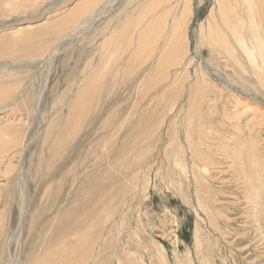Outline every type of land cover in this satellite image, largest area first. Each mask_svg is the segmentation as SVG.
Here are the masks:
<instances>
[{
	"label": "bare ground",
	"instance_id": "obj_1",
	"mask_svg": "<svg viewBox=\"0 0 264 264\" xmlns=\"http://www.w3.org/2000/svg\"><path fill=\"white\" fill-rule=\"evenodd\" d=\"M22 1L24 3H26V5H23V2H21L20 0H0V16L3 15L6 18V20L3 22L4 24H9V22L12 21L11 17L13 16V14L16 15V14L23 13L22 9H25L27 12L36 11L37 9L41 10L42 11L41 16H46L44 18H45V20L48 21V23H43V24H39V25H31V23H22L24 21V19H23L20 21H16L15 22L16 24L13 26H11V25L0 26V57L3 55H9L12 58L13 57L14 58H22V57H27L30 54H35L34 51H36L38 53H42V54L44 53V55H45L46 50L49 51L48 48L50 47V45H49L50 39L48 38V36L51 35V36H55L57 38L59 37L58 39H61L60 38L61 34H65V32L68 31L67 29L73 25H75V28H74L75 31H70V33H69V35H71L70 37H73L74 35H76L75 34L76 32L80 33L82 29H85L91 25L92 26L95 25L97 28L102 23L103 20L106 21L107 15L110 14L111 11L113 12V9H116L117 6L121 7V5L123 3L127 2V0H50L49 2L47 0H22ZM143 1L145 3H143ZM193 1L194 0H151V1H149V0H133L129 5H134V4L137 5V2L138 3L142 2L144 4L141 11L138 10V12L140 11L139 13L136 11L139 15L135 16L134 17L135 19L133 18V16L130 18L126 15L124 17L123 14H120V16L121 15L122 16L120 18H118V20H116L115 22L113 21L114 19L111 20L112 17L110 18V20L113 21L114 23H112V26L109 25V28H108L109 31L107 29H104V32H103L102 31L103 29L100 27L102 29L101 31L103 33L106 32L104 35L102 34L103 35L102 37L100 34L101 39L97 43H95V45H94V53L100 55L99 58L97 56V58L99 59L97 61H99L100 63L98 62L99 65L95 64L94 61H95L96 57L95 58L92 57V59H93L92 62H90V63L87 62L88 64L86 63L87 65H85V66L87 68L86 71L88 73L84 71L86 73V75L84 74L85 76L83 77V80H81L76 94L75 93L73 94V96L74 95L75 96L71 98V102L69 101L70 102V105L68 107L69 108L68 109L69 115H68V117H66L67 119L65 121L66 122L65 125L63 124V126H65L66 129H64L62 132V135H63V137H65V139H63V141H62V139H61V141L56 140L54 142V145L52 146V148H53L52 152L56 153L58 150H60L62 148L61 147L62 144L66 145L68 140H69L68 141V143H69L70 141H73V139L79 138V143L82 144V142H81L82 139H80L79 136L81 134H83V132L86 129L87 124H90V126H92V129H94L93 128L94 125L96 127V125L99 121L97 119V116H100L99 115L100 113L98 112L99 114H97V111L98 110L100 111V109L103 110V107L105 106L104 103L107 101V100H104L102 98V95H101V93L104 91V88L107 89L106 86L104 87V84L106 82L105 79H106L107 75L109 76V74L111 73V75L113 76V74L120 73L122 71L121 72L122 74L120 77H122L124 80H127V81L128 80L133 81V80H135L137 74H139V72H142V76L138 77V79H137L138 82L137 83L135 82L137 84V87H138V91H137L138 94L137 95L139 96V98L136 99V101L133 102L130 105V107L128 105L127 109H125V107H126L125 106L124 111L122 109H121L122 111L120 109H119L120 110L119 111L116 109V107H115V109L112 108L108 117L105 119V122L102 123L103 124L102 128L99 127L97 129V127H96L97 130L94 132L95 133L94 135H96V139H95L96 143L94 141H92L93 143H91V146H93V147L97 146L98 147V144H102L104 142H106V144L105 143L104 144H105V146H107L109 143H112V141H113V148H114L117 145V143H118L117 141L119 140V138L123 137L124 142L121 143L120 148L118 147L119 150L116 153V154L121 155L120 158L117 159V162L119 164L121 162L127 161L128 158L130 160L127 161L128 163L125 164L124 167L122 165H120L122 167V169H121V167L118 168V169H121L119 175H121V178H124L128 175L127 179H129V181H130L129 185L133 186L132 190H135L137 185H135V182H134L135 186L131 185V184L137 178L136 177L137 175H135L137 171L132 173V175H130V176L128 174L129 173L128 170L131 169L130 166H131L132 158L134 155V154H131V152H133V153L135 152L133 150L134 149L133 146L136 144L141 145L142 143H144V140L146 141L149 139L151 141H155V143H154V146H155L157 142L161 143L164 139H167V137H170V138H168V142L164 143L165 149H163V150L161 149L162 144L159 146L156 145L157 151H159V149H160L161 153L157 152L156 155L154 153L156 158H153V159H155V160H157V158L159 159L160 154H162L163 156H164V154L167 155L168 152H166L165 150H167L169 145L172 147V149H173L172 151L169 148V151H171V152H169V155H170L169 157L173 158L172 160H174V165H175V167L178 168V170L180 168H181V170L184 168L182 171L183 173H181V174H183L184 176H186L187 174L191 175L190 178L193 179V181H191V183L193 182L192 185L194 184V187L196 190L197 203L199 205H201L200 208L203 207V208H206L208 210V212L210 213V217L212 219L211 222L213 223V227H215L217 229V228H220V226H218L219 221H221V219L223 217H226V216L224 215V213H222L224 211H221V209L217 210L215 208L216 209L215 210L213 208L214 206L211 207V205L217 204V199L220 200L219 197L222 195V193H221V195H218L217 190H215L216 188L214 189L212 187V185L209 184L210 179H212V178L214 179L215 176L219 177L218 181L221 180V178H224V179L226 178L227 180L225 181V183L222 182L223 187H221V188H224V186H226L225 188H227L228 190L229 189L233 190V188L236 189L237 193L240 194L242 196V198L245 200V206H246L245 211L246 212H249L248 211L249 209H251L252 212H256L255 210H256L257 204H259V199H261V196L264 193V155H263V157L261 156L262 155L261 148L264 149L263 148L264 145L262 144L263 146H260L259 143L256 142V140H259L260 134H262L261 132L264 129V112L261 110V108H258V107L244 106L243 102L238 97V95L236 96L235 92L227 93V95L229 97H226L225 89L215 85L216 83L213 82L214 79L211 77V74L208 72V70L211 69L209 61L203 60L201 58V56H199V54L194 52L195 50L193 47L190 48L191 47V44H190L191 41L189 39V36H190L189 33H191V27L190 26H192L193 19H195L194 13L192 12ZM44 2L45 3L47 2V3L41 9L40 7L43 5ZM128 3H129V1H128ZM139 6H141V4ZM180 6H183V9H181V10L178 9L180 14L177 17H175V12L177 11L176 9L180 8ZM56 7H58V9H55V11H52ZM134 8L135 7H133V9ZM128 10H129V8H128ZM128 10H127V12H128ZM127 12H125V14H127ZM49 14H50V16H47ZM115 16H117V15H115ZM172 16H174V19L172 20V25L170 23L171 28H169L168 24L171 21L168 19ZM115 19H116V17H115ZM53 20L54 21L56 20V21L52 22ZM13 21H15V20H13ZM106 22H108V21H106ZM62 23H65L64 26H59ZM66 26H68V27L65 28ZM203 26H202V28H205V29L201 30V35H200L201 37L199 39L202 38V43L205 44L206 47H209V49H210V63L213 62L212 64L216 65L217 63L220 62L221 64H223V66L225 65V67H227V68H228V66H231L235 70L240 69V71L237 70L239 73H242L241 71H244L246 69L250 70L251 71L250 75H252L255 79L254 83L257 84L259 88L264 89V0H212V8H211V11H210V14L208 17V21L206 23V26L205 27H203ZM57 28H58V30H57ZM36 30H39V31H36ZM166 33H168L167 37H166V35H167ZM66 36H65V38L61 36L62 39L64 38V41L61 39L62 42L58 43V45L54 48L55 49L54 52H53V50L52 51L50 50L52 53L49 55L48 59L43 58V60H37V59H32L30 61L27 60L28 64L25 63V66L36 65V64L40 65V63H43L46 65V63H49V61L51 63L53 57L55 56L57 51L60 49V46L65 47L63 45H67L66 41H68V39H67L68 36L67 37ZM55 37H54V39H55ZM85 38H86V36H85ZM71 39L72 38H70V40ZM82 39H84V38H82ZM159 47H161L160 51H158ZM123 59H125L126 61L123 62ZM90 61H91V59H90ZM194 62H197L198 66L196 67L195 73L192 74L189 72V67ZM121 64H122V66H120ZM85 66H83V67H85ZM217 66H219V65H217ZM115 69H117V70L115 72H112ZM171 69H174L173 73H172ZM81 70H83V69H81ZM225 70L227 71V69H225ZM229 71H231V70H229ZM131 74H132V76H131ZM118 76H119L118 74L114 75L113 76L114 79H112V81L113 80L117 81ZM171 76H173V77H171ZM243 76H245V75H242L240 77V83H241V80H243L242 79ZM234 77H236V76H234ZM236 78H235V80H236ZM247 78H245V79L247 80ZM230 79L232 80V78H230ZM137 80H135V81H137ZM115 82H114V84H115ZM235 82L239 83V80L235 81ZM244 82L246 83L247 81H244ZM236 83H234V84H236ZM110 84H111V81H110ZM110 86H112V85H110ZM208 88H210L209 91L207 90ZM113 91L114 90H112V89H111V91H109L108 97L113 94ZM151 91H155L152 96L150 95V94H152ZM9 94H11V90H7V88H5V87H0V105L6 103ZM209 94H212L214 96H211ZM148 96H151V99H147L148 101H146L145 99ZM210 96H211V99H210ZM232 97L234 98V101H235V103L233 102V104H234L233 106H231L232 104L230 103L232 101ZM109 98L111 100V99H113V96H112V98L111 97H109ZM144 100L146 101L144 103V105L145 104L146 105H145L144 109H142L140 106L141 105L140 102H142ZM21 102H23V101H21ZM125 102H126V100H125ZM35 103H36V111H37V107H38L39 103H41V92H37L35 94ZM13 104H15V106H16L15 102H13ZM241 104H243V105H241ZM201 106H207V108L204 109ZM243 107H245V109L242 111L241 109ZM15 108L16 107L12 108L13 109L11 111L12 114L15 111H18V109H15ZM106 108H108V107H106ZM228 108H230V109H228ZM37 113H38V111H37ZM123 113L128 114V117H125L124 115L122 116ZM137 113H138V115L136 116ZM248 113L252 114L250 116V118L247 116ZM181 115H182V117L179 118ZM170 116H173V118L176 117V119L179 118L178 121H180V122H178L176 124L177 121L174 120L173 118H171ZM244 116H247L246 121L242 120V118ZM169 117L171 118V120H169L170 119ZM127 123H128L127 128L123 129L124 127H126L124 125ZM218 124H220V128H219V126H217ZM49 125H51V124H49ZM181 125L185 126L184 127L185 128V130H184V142L185 143L184 144H186V145H182L181 141L178 138L179 134L176 135V130H177V132L181 131L180 130V128L182 127ZM104 128L107 129V132L104 133V135H99V133L102 130H105ZM16 129L17 128H15V125L12 124L9 126L7 125V127H4L0 130L1 131L0 133L2 135V136L0 135L1 136L0 141H1V148H3V150H4L3 153L6 151L9 152L11 149H14L15 147H18V146L20 147L23 144L24 141L19 136V133L17 131L18 129L17 130ZM159 129L161 130V134L163 133V130H165L166 138L160 137V136L158 137L156 131L157 130L159 131ZM182 129H183V127H182ZM143 131H146V132L151 131V136H149L148 138L145 139V137H143L145 134L140 133ZM49 132L51 133L52 131H49ZM49 132H48V134H49ZM243 133H245L244 135L246 136V140L239 141V139L243 135ZM105 134H107V135H105ZM181 136H182V134H181ZM108 137H109V139H107ZM60 142H62V143L60 144ZM262 142H264V139ZM30 143H31V139L28 142V145ZM141 146L139 148L140 158L138 157V158H136V160H140L141 162H143L144 159H147L149 156L154 157L153 151L149 152L146 145H143L142 146L143 148H141ZM109 147H111V146H108V148ZM134 147H136V146H134ZM185 147H188L187 148V149H189L188 153H185V150H186ZM87 150H88V148H87ZM107 151H108V149H107ZM97 152H98V150H97ZM104 152H106V151H104ZM109 152H107L108 153L107 155H109ZM137 152H138V150H137ZM92 153L90 156H92ZM113 153H114V151H113ZM102 154L104 155V153H102ZM185 154H187V155H185ZM188 155L190 157V163L192 164V168L194 169V173H191V174H190V172L188 173V171H187L188 167L186 166V164H187L186 163V156H188ZM90 156H89V158H90ZM110 159H111V157H110ZM161 162H163V161H161ZM111 163L114 164L113 166H111V164H110L111 169L115 168L113 170L114 173L111 171L113 173L112 174L109 171L111 169H109V167H108V172L106 173V176L104 178L107 180L111 179V181H115L113 179H116L115 176H117L116 175L117 164H115L116 161H115V163L114 162H111ZM133 163H134V161H133ZM133 163H132V165H134ZM144 163L146 164V168L148 170L147 171L148 173H151V171L154 169L155 165H157V163L155 164V161H153V160L149 161V162L144 161ZM158 165H157V167H158ZM79 166L82 167L83 165H81V163H80ZM141 167H142V165H141ZM137 168H139V166H137ZM168 169H170V168H168ZM48 170H49V168H48ZM159 170L160 169L155 170L156 171L155 188H157L155 191L160 192L161 196L165 197L164 195H165L166 191H168L169 184H170L174 187V189H176L179 192L180 191L182 192L181 188H182L183 180L181 179V177H177L176 175L173 176V173H171L170 170L167 172H162ZM127 171H128V173L126 174ZM67 172H68V175H71V177H73L72 183L79 182V179L77 178V172H75V173H74V171L72 172V169H69ZM11 173H12V171L9 168H7V171H5V175H9ZM181 174L179 173V175H181ZM20 175H21V173L16 174V178L19 179ZM102 175H104V174H102ZM84 179L88 180L90 178L87 177ZM91 179H92V177H91ZM117 179H118V177H117ZM186 181H187V179H186ZM88 182L90 184L87 185L85 187V189H83V192L75 193V200L76 201L74 202V205L68 206V208L65 210V213L63 215L61 214V216L59 215L60 216V217H58L59 219H56V220H58L57 224H56V225H58V228L56 227L57 229L60 228L62 230L64 227L69 226L65 230L64 233L63 232L61 233L63 235H58V237L56 236L57 238L56 237L51 238L50 236L52 235V232L54 230L52 229L53 231L51 232L50 236H48L49 235L48 232H45V234L41 235L42 237L39 239V241L36 244L31 245L33 248H31L28 251L27 256L23 258V261L21 260L22 254H21V252L19 253L17 263H15V264H86L88 259H93L92 260L93 264H98L99 261H101L99 259L98 255H96V254L94 255V252L92 253V250L90 251L89 248L87 249V251L84 248L85 252H83L84 250L80 249L83 254L81 253V256H80L81 258H79V257L77 258L75 252L73 251L74 250L73 247L69 245V239L71 237H74L77 240H80L79 242L81 243L82 238L85 237L84 234L86 235L88 233V235L89 234L91 235L94 233V231L96 232V230H97L96 228H98L97 225L101 224L102 221H101V219L99 221L97 219L96 215H91L92 218H89L90 212L94 211L102 203L105 206L104 203L109 204V202H111L106 198L108 196H106L104 193L101 194L100 198L96 199L94 197L96 194H98L97 189L100 191V189H99V184L101 183L100 180H98L97 182L93 180V183H92V181H88ZM118 182H119V180H118ZM114 183H112V184H114ZM81 184H82V182H81ZM138 184H139V182H138ZM227 184H229V185L227 186ZM102 186L100 185V188ZM180 186H181V188H180ZM145 187H146V185H145ZM127 188H129V187H127ZM218 188H220V187H218ZM188 189H189V187H188ZM103 190H105V189H103ZM129 190H130V188H129ZM93 191H96V194H94V196H93L94 198L91 197L92 196L91 192L94 193ZM113 191H115V189ZM113 191L111 194H113ZM120 191H122V188ZM120 191H119V193H120ZM184 191H186V189ZM222 191H224V190L222 189ZM100 192H102V190ZM132 192H133V194L136 193L134 191H132ZM130 193H131V191H130ZM138 193H140V192H138ZM171 193H173V192H171ZM174 193H175V191H174ZM124 194L127 195L126 193H124ZM117 195H119V194H117ZM112 196L113 195H111V197ZM175 196H177V195H175ZM109 197H110V195H109ZM127 197H128V195H127ZM183 197H185V196H183ZM134 198L137 199V197H134ZM175 198H177V197H175ZM188 198H185V199L188 200ZM162 199H164V198H162ZM115 200H116L115 197H112V201H114V202H112L113 203L112 206L115 205ZM131 200H132V198H131ZM184 200L182 199L183 203H184ZM237 200H239V199H237ZM128 203H129V201H128ZM147 203H149V202H147ZM164 203H166V202H164ZM109 205H111V204H109ZM116 205H117V203H116ZM143 205H144V203H143ZM187 205H188V203H187ZM161 206L163 207V205H161ZM144 207H146V206H144ZM167 208L169 209L168 206H167ZM100 209H101V207H100ZM113 211H115V210H113ZM117 211H120V210H117ZM228 211H229V209H228ZM106 212H109V211H106ZM173 214H174V212H173ZM133 215H136V214H133ZM247 215H249V213ZM259 215L260 214H258V216ZM97 216H98V214H97ZM113 216L114 215L111 214L112 218H113ZM127 216L129 217L128 214H127ZM146 216H147V213H146ZM94 217H96V218H94ZM251 217L253 219H256L257 215H254ZM105 218H107V217L105 216ZM107 220L109 222L111 220V218H110V220L109 219H107ZM124 220H125V218H124ZM103 222H105V221H103ZM147 222H149V221H147ZM251 222H253V221H251ZM228 223H230V222H228ZM247 224H248V222H247ZM20 225H23V220L20 221ZM258 225H256V226H258ZM101 226H102V224H101ZM142 226H144V225H142ZM197 226H198V224H197ZM138 227H140V225ZM258 227H260V226H258ZM21 228L22 227L20 226V229ZM101 229H102V227H101ZM117 229H118V227H117ZM216 229H214V230H216ZM61 230H59V232ZM133 230H134V228H133ZM133 230H132V233H133ZM144 230H145V228H144ZM92 231H93V233H91ZM127 231H128V228H127ZM139 231H141L140 228H139ZM107 233H108V231H107ZM139 234H141V233L139 232ZM206 235L204 237H206ZM221 235L222 236L224 235L223 236L225 238L224 240L227 239V236L225 235L224 232L221 233ZM229 235H230V233L228 234V236ZM16 237H19V236H16ZM85 238L87 239V237H85ZM133 238L134 237L132 236L131 239H133ZM135 238L137 240V237H135ZM106 240H107V238H106ZM106 240H104V241H106ZM262 240H263V238H262ZM70 241H71V239H70ZM199 242H200V240H199ZM213 242H214V240H213ZM82 243H84V242H82ZM82 243H81V245H82ZM89 243H90V241H89ZM139 243H140V241H139ZM135 244L138 245V241ZM203 244H205V243H203ZM81 245H79V247ZM106 245H109V244L107 243ZM141 245H143L142 242L140 243V247L142 248ZM198 245H200V244H198ZM83 246H81V247L83 248ZM88 246H89V244H88ZM118 247H120V246H118ZM131 247H133V246H131ZM131 247L129 249H131ZM207 247H209V245ZM74 248H75V246H74ZM126 248H128V247H126ZM212 248H214V247H212ZM77 249H79V248H77ZM103 249H104V247H103ZM114 249H115V247H114ZM33 251H35L34 254H33ZM75 251H77V250H75ZM108 251H110V250H108ZM123 251H125V250H123ZM129 252L130 251L128 250V253ZM204 252H205V250H204ZM134 253L136 254L135 250H134ZM137 253H139V252H137ZM164 253H163V255H164ZM202 253H203V251H202ZM109 254H110V252H109ZM139 254H144V253L142 251V253H139ZM78 255H79V253H78ZM159 255H162V254H159ZM141 256L142 255H140V257ZM153 257H154V255H153ZM130 258L134 259L133 254H132V257H130ZM183 258H184V256H183ZM106 259H107V257L104 256V258H103V261L105 260L104 263L106 262ZM125 259H126V257H125ZM163 259H165V257ZM174 259H175V257H174ZM103 261H101V262H103ZM179 261H180V259H179ZM122 262L120 260V263H122ZM123 263H127V260H126V262L124 261ZM137 263H138V260H137ZM153 263H154V261H153ZM184 263L186 264L187 262H184ZM204 263H207V262H204ZM8 264H13V263L10 262ZM100 264H102V263H100ZM109 264H111V262ZM129 264H132V263H129ZM177 264H179V263H177ZM201 264H202V261H201Z\"/></svg>",
	"mask_w": 264,
	"mask_h": 264
},
{
	"label": "rangeland",
	"instance_id": "obj_2",
	"mask_svg": "<svg viewBox=\"0 0 264 264\" xmlns=\"http://www.w3.org/2000/svg\"><path fill=\"white\" fill-rule=\"evenodd\" d=\"M20 1L23 2L22 0H20ZM47 1L49 2L50 0H47ZM128 1H129V3H128ZM132 1L133 0H127V2H125L121 5V7L117 6L116 9H113V12L111 11L110 14L107 15V17H106L107 19L105 18L106 21H108V22L103 20L102 23L97 28L95 25L94 26L91 25L92 27L89 26L85 29H82L80 33L76 32L75 33L76 35L73 34L74 36L70 37L71 35H69V33H70V31H75L74 30L75 25L69 27L67 29L68 31L65 32V34H61V36L64 38L66 35L69 37L68 38L66 36L68 39V41H66L67 45H63L65 47L60 46V49L57 51V53L53 57L51 63L49 61L50 64L46 63V65H45L43 63H40V65L36 64V65L25 66V63L28 64L27 60H29V61L32 59L43 60V58L48 59L49 55L52 53L51 51L52 50H53V52L55 51L54 48L58 45V43L62 42V40L64 41V38L62 39L61 36H60V38L62 40L58 39L59 37L57 38V37L51 36V35L48 36V38L50 39V43H49L50 47L48 48L49 51L46 50L45 55H44V53L42 54V53H38V52L34 51L35 54H30L29 56L22 57V58H14V57L12 58L9 55H3L0 57V87H5V88H7V90H11V94H9L6 103L0 105V130L4 127H7V125L9 126V125L13 124V125H15V128L18 129V130L17 129L16 130L18 131L21 139H23V141H24L20 147L19 146L15 147L14 149L10 150L11 152L6 151L4 153H3V151H4L3 148H1V141H0V264H8L10 262H12L13 264L17 263L18 255L20 252L22 254L21 260L23 261V258L27 256L28 251L31 248H33L31 245L36 244L39 241V239L42 237L41 235L45 234V232H48L49 233L48 236H50L51 232L54 230L52 232L53 236L52 235L50 236L51 238L56 237V236L58 237V235H63L61 233L62 232L64 233L65 230L69 226L64 227L62 230L60 228L57 229L58 225H56V224H57L58 220H56V219H59L58 217H60L61 214L63 215L65 213V210L68 208V206L74 205V202L76 201L75 200V193L83 192V189H85V187L90 184L88 181H92V183H93V180L96 182L98 180H100L101 183L99 184V189H100V191L102 190V192H100L97 189L98 194H96V191H93L94 193L91 192V195H92L91 197H93L94 194H96L94 197L97 199V198H100L102 193H104L106 196H108L106 198L109 201H111V202H109V204H111V205H109L108 203H104L105 204V206H104L102 203L94 211L90 212V215L88 214L90 216L89 218H92L91 215H96V217L99 221L101 219L102 226H101V224H98L97 225L98 228H96L97 229L96 232L94 231V233H93V231H92L91 233H93V234H91V235L90 234L88 235V233L86 235L84 234V236L87 237V239L84 237L87 241L84 238H82L81 241L84 243L81 242L82 243V245H81V243L79 242L80 240H77L74 237L70 238L71 241L69 239V245L73 247L74 250L73 249L72 250L75 252L77 258L78 257L81 258L80 257L81 253H82L81 250H84V248H85L87 251V249L89 248L90 251L92 250V253L94 252V255L95 254L98 255V257L101 261H103L104 256L107 257V259H106L107 263L106 262L104 263V261H105L104 260L103 262L99 261L98 264H100V263L109 264L110 262H111V264H129V263L136 264L137 260H138L137 264H145V263L146 264H169V263L170 264H177V263L185 264L184 262H187L186 264H191V263L192 264H201V261H202V264H213V263L214 264H264V193L261 196V199H259V204H257L256 210H255L256 212H252L251 209L248 210L249 212H246L245 211V209H246L245 208L246 207L245 206V200L242 198V196L240 194L237 193L236 189L233 188V190L232 189L228 190L227 188H225L226 186H224V188H221V187H223L222 184L225 183V181L227 180L226 178L225 179L221 178V180L218 181L219 177L215 176L214 179L213 178L210 179L211 181L209 180V184H211L214 189L216 188L215 190H217L218 195H221V193H222V195L219 197L220 200L217 199V204L211 205V207L214 206L213 208L214 209L216 208L217 210L221 209V211H224L222 213H224V215L226 216V217H223L221 219V221H219L218 226H220V228L216 229L215 227H213V223L211 222L212 219L210 217V213L208 212V210L206 208H203V207L200 208L201 205H199L197 203L196 190H195L194 184L192 185L193 182L191 183V181H193V179L190 178L191 175L187 174L186 175L187 177H186L183 174H181V173H183L182 171L184 168L182 170H181V168L178 170V168L175 167V165H174V160H172L173 158L169 157L170 156L169 152H171L173 150L172 147L169 145V147L167 148L168 151L165 150L166 152H168L167 155L163 153L165 157L162 154H160L159 159L158 158H157V160L153 159V158H156L155 155L157 154V152L161 153V150L159 148H158L159 151H157L156 145L159 146L162 144L161 149L162 150L165 149L164 143L168 142V138H170V137H167V139H164L163 140L164 142L163 141L161 143L157 142L155 146H154L155 141H151L150 139L146 140V141L144 140V143L145 142L146 143L141 144L142 146L146 145L149 152L153 151V155L155 153L154 157L149 156L147 159H144V161L149 162V161L153 160V161H155V164L156 163H157V165L159 164L158 167H157V165H155V167L151 171V173L147 172L148 170L146 168V164L144 163V161L141 162L140 160H136V158H138V157L140 158L139 148L141 145L136 144V145H134L136 147L133 146V148H134L133 150L135 152L134 153L131 152V154H134L133 158L132 157L131 158H132V163L134 161V163H133L134 165H132V163H131V166H130L131 169L128 170L129 173L127 171L126 174L128 173L130 176V175H132V173L137 171L135 175H137L136 177L138 179L136 178L137 180L135 179V181H133L131 184V185H134V182H135V185H137L135 190H132L133 186L129 185L130 181H129V179H127L128 175L124 178H121V175H119L120 170L122 169V167L120 165H122L124 167V165L128 163L127 161L130 160L128 158L127 161L121 162L119 164L117 162V159L120 158L121 155L116 154V153L118 152L119 148L121 147V143L124 142L123 137L119 136L120 138L117 141L118 143L115 146L116 148L115 147L113 148V141H112V143H109L107 146H105L106 142H104L105 144L104 143L98 144V147L96 146L97 148L91 146V143H93L92 141L95 142V139H96V135H94L95 134L94 132L99 127L102 128V125H103L102 123L105 122V119L108 117L111 109L112 108L115 109V107H116L117 110L122 109L124 111L125 109L128 108L127 107L128 105L130 107V105L133 102H135L136 99L139 98V96L137 95L138 94V92H137L138 87H137L136 83L138 82V80H137L138 77L142 76V72H139V74H137V76L135 78V80H137V81H135V80H133V81L124 80L122 77H120L122 74L121 73L122 71L120 73L113 74V76L116 74L119 75L117 81L116 80L112 81V79H114V78L111 75V73L109 74V76L107 75L106 79H105L106 85L104 84V87L106 86L107 89L104 88V91L101 93L102 98L104 100H107V101L104 103L105 106L103 107V110L100 109V111L99 110L97 111V114L100 113L99 114L100 116H97V119L99 120L97 125H96L97 129H96L95 125L93 127L94 129H92V126H90V124H87L85 131L83 132V134H81L79 136L80 139H82V141H81L82 144L79 143V138L73 139V141H70L69 143H68V141H69L68 140L66 145H63V144L61 145L62 148L60 150H58L56 153L52 152V149H53L52 146L54 145V142L56 140L61 141V139H62V141H63V139H65V137H63V135H62L63 130L66 129L65 126H63V124L65 125V123H66L65 121L67 119L66 117H68V115H69V113H68L69 108L68 107L70 105L71 98L75 96V95L73 96V94L74 93L76 94L81 80H83V77L86 75L85 72H87L86 71L87 68L85 65L92 62V60H93L92 57L93 58L96 57L94 62L96 65H99L98 64L99 61H97V60H99L98 58L100 55L94 53L95 43H97L101 39V37L106 33V32L103 33L104 29L108 30L109 25L112 26V23H114L116 20H118V18H120L122 16V15L120 16V14H123L124 17L126 15L130 18L133 16V18H134L135 16L139 15L138 13L141 11L142 7L144 6L143 3H145L143 1V3L137 2V5L134 4L135 6L129 5ZM149 1H151V0H149ZM46 3L44 2L40 8L42 9L46 5ZM140 4H141V6H139ZM23 5H26V3L23 2ZM58 7L54 8L52 11H55V9H58ZM133 7H135V8L133 9ZM128 8H129V10H128ZM211 8H212V0H194L193 1L192 12L194 13L195 19H193L192 26H190L191 27V33H189V35H190L189 39L192 42V43L190 42V44H191L190 48L193 47L195 50L194 52L199 54V56H201V58L203 60L209 61L211 69L208 70V72L211 74V77L214 79L213 82L216 83L215 85L225 89L226 97H229L227 95V93L235 92L236 96L238 95V97L243 102L244 106L258 107V108H261V110L264 112V89L259 88L258 85L254 83L255 79L252 75H250L251 74L250 70L246 69L244 71H241L243 73L242 74V73H239L237 71V70L240 71V69L235 70L231 66H228V68H227V67H225V65L223 66V64H221L219 61H218L219 63H217L216 65L212 64L213 62L210 63V49H209V47H206V45L202 43V38L201 39H199V38L201 37L200 36L201 30L205 29V28H202V26L203 25H204L203 27L206 26ZM178 9L179 10L183 9V6H180V8L176 9L177 11L175 12V17H177L180 14ZM127 10H128V12H127ZM138 10H140V11L138 12ZM22 11H23V13L16 14V15L13 14V16L11 17L12 21L9 22V24H4L3 22L6 20V18L3 15L0 16V26H2V25L13 26L16 24L15 23L16 21H20L23 19H24V21L22 23H31V25H39V24H43V23H48V21L45 20V18H44L46 16H41L42 11L39 9H37L36 11H30V12H27L25 9H22ZM125 12H127V14H125ZM115 15H117V16H115ZM47 16H50V14ZM115 17H116V19H115ZM110 18H111V20L114 19L113 20L114 22L111 21ZM173 19H174V16H172L168 19L171 21L168 24L169 28H171ZM13 20H15V21H13ZM55 21L53 20L52 22H55ZM170 23H171V25H170ZM64 24L65 23H62L59 26H64ZM67 27L68 26H66L65 28H67ZM57 30H58V28H57ZM36 31H39V30H36ZM100 34H101V37H100ZM166 34H167L166 35V37H167L168 33H166ZM85 36H86V38H85ZM54 37H55V39H54ZM70 38H72V39L70 40ZM82 38H84V39H82ZM160 49H161V47H159L158 51H160ZM97 56H98V58H97ZM90 59H91V61H90ZM125 61L126 60L123 59V62H125ZM217 65H219V66H217ZM83 66H85V67H83ZM120 66H122V64ZM197 66H198V63L194 62L189 67V72L192 74L195 73ZM81 69H83V70H81ZM225 69H227V71ZM116 70L117 69H115L112 72H115ZM171 70L173 73L174 69H171ZM229 70H231V71H229ZM132 74H131V76H132ZM233 75L236 76L237 78L234 77ZM242 75H245V76H243V78H242L243 80H241V83H240V77ZM171 77H173V76H171ZM229 77L232 78V80ZM244 77L245 78L248 77L247 80ZM235 78H236V80H235ZM238 80H239V83L238 82L236 83L235 81H238ZM110 81H111V84H110ZM244 81H247V82L245 83ZM114 82H115V84H114ZM234 83H236V84H234ZM110 85H112V86H110ZM111 89L114 91H113V94L111 96H109L111 98L113 96V99L110 100V98L108 97V93H109V91H111ZM207 90L209 91L210 88H208ZM37 92H41V103H39V105L37 107L38 113L36 111V103H35V94ZM154 92L155 91H151L152 94H150V95L152 96ZM209 95L214 96L212 94H209ZM151 96L146 97L145 100L148 101L147 99H151ZM211 96H210V99H211ZM125 100H126V102H125ZM145 100L140 102L141 103L140 106L142 109H144V107L146 105V104L144 105V103L146 102ZM21 101H23V102H21ZM13 102L16 103V106H15V104H13ZM233 102L235 103L234 98L232 97V101L230 102L232 104L231 106L234 105ZM243 104H241V105H243ZM13 107H16L15 109H18V111H15L12 114L11 111L13 110L12 109ZM106 107H108V108H106ZM124 107H125V109H124ZM201 107L204 109L207 108V106H201ZM228 109H230V108H228ZM244 109H245V107H243L241 110L243 111ZM123 115L125 117H128V114L123 113L122 116ZM137 115H138V113L136 114V116ZM251 115L252 114L248 113L247 116L250 118ZM247 116H244L242 118V120L246 121ZM170 117L173 118V116H170ZM181 117H182V115L179 118H181ZM171 118L169 120H171ZM179 118H177V119H176V117L173 118L174 120L177 121L176 124L178 122H180V121H178ZM49 124H51V125L53 124V125L51 126ZM124 126H126V127H124L123 129H126L128 126V123L125 124ZM181 126L183 127V129L181 127L180 128L181 131H179V132H177V130H176V135L179 134L178 138L181 141L182 145H186V144H184L185 143L184 142V130H185L184 127L185 126L184 125H181ZM217 126H219V128H220V124H218ZM104 129L105 130H102L99 133V135H104V133L107 132V129L106 128H104ZM49 131H52V132L50 133ZM48 132L50 135L48 134ZM145 132L146 131L140 132V133L145 134V135L143 134L144 135L143 137H145V139L148 138L149 136H151V131H149V132L147 131L146 133ZM156 132H157L158 137L160 136V137L166 138L165 130H163L162 134H161L160 129H159V131L157 130ZM180 133L182 134V136ZM261 133H262V134H260L261 138L259 137V140H256V142H258L260 146H263L264 142H262V141L264 139V134H263L264 129L262 130ZM244 134L245 133H243V135L241 136L242 138L240 137L239 141L246 140V136ZM0 135H1V133H0ZM105 135H107V134H105ZM1 136H0V138H1ZM30 139H31V143L28 145V142L30 141ZM107 139H109V137ZM61 143L62 142H60V144ZM108 146H111V147L108 148ZM142 146H141V148H143ZM87 148H88V150H87ZM169 148L171 151H169ZM187 148L188 147H185V149H186L185 153L189 152V149H187ZM263 148H264V146H263ZM107 149H108V151H107ZM97 150H98V152H97ZM137 150H138V152H137ZM104 151H106V152H104ZM113 151H114V153H113ZM261 151H262L261 156L263 157L264 149L261 148ZM107 152H109V155H107L108 154ZM91 153H92V156H90ZM102 153H104V155ZM185 155H187V154H185ZM89 156H90V158H89ZM110 157L113 161L110 159ZM114 160L116 161V163ZM161 161H163L165 164ZM111 162H114L115 164H117V166H116V170H117L116 172L117 173L115 172L117 176H115L116 179H113L115 181H111V179L107 180L104 178L106 176V173L108 172V167H109V169H111V166L114 165ZM80 163H81V165H83L82 167L79 166ZM186 163H187L186 166L188 167L187 168L188 173L189 172H190V174L194 173V169L192 168V164L190 163L189 155L186 156ZM110 164H111V166H110ZM140 164L142 165V167ZM137 166H139V168L141 167L142 169L137 168ZM120 167H121V169H118ZM7 168H9L12 171V173L9 175H5V171H7ZM48 168H49V170H48ZM168 168H170V169H168ZM69 169H72V172L74 171V173L77 172V178L79 179V182L72 183L73 177H71V175H68V172H67ZM114 169H111L109 171L110 172L112 171L114 173V171H113ZM156 169H160L159 171H162V172H167L170 170L171 173H173V176L176 175L177 177H181V179L183 180L182 188L180 186V188L182 189V192L177 191L170 184H169V189L167 188L168 191H166V193L164 195L165 197H162L160 192L155 191L157 189V188H155V185H156V183H155L156 171L155 170ZM19 173H21V175H20V178L18 179V178H16V174H19ZM179 173L181 175H179ZM102 174H104V175H102ZM87 177L90 179L92 177V179L91 180L90 179H88V180L84 179ZM117 177H118V179H117ZM186 179H187V181H186ZM118 180H119V182H118ZM80 181L82 182V184ZM138 182H139V184H138ZM112 183H114V184H112ZM100 185L101 186L103 185V186L100 188ZM145 185H146V187H145ZM228 185L229 184H227V186ZM127 187H129L130 190ZM188 187H189V189H188ZM218 187H220V188H218ZM121 188H122V191H120ZM184 188L186 189V191H184L185 190ZM103 189H105V190H103ZM114 189H115V191H113ZM222 189L224 191H222ZM118 190L120 191V193ZM112 191H113V194H111ZM130 191H131V193H130ZM132 191L136 192L137 194L136 193L133 194ZM137 191L140 193H138ZM174 191H175V193H174ZM171 192H173V193H171ZM124 193H126L129 198ZM117 194H119V195H117ZM109 195H110V197H109ZM111 195H113L112 197H115V199H116L114 206H112L113 205L112 202H114V201H112ZM175 195H177V196H175ZM183 196H185V197H183ZM134 197H137V199ZM175 197H177V198H175ZM131 198H132V200H131ZM162 198H164V199H162ZM185 198H188V200H186ZM182 199L183 200L185 199L184 203H183ZM237 199H239V200H237ZM128 201H129V203H128ZM147 202H149V203H147ZM164 202H166V203H164ZM116 203H117V205H116ZM143 203H144V205H143ZM187 203H188V205H187ZM161 205H163V207ZM144 206H146V207H144ZM167 206L169 207V209L167 208ZM100 207H101V209H100ZM228 209H229V211H228ZM113 210H115V211H113ZM117 210H120V211H117ZM106 211H109V212H106ZM173 212H174V214H173ZM146 213H147L148 217L146 216ZM246 213L247 214L249 213V215H247ZM97 214H98V216H97ZM111 214L114 215L113 218L111 217ZM127 214L129 215V217L127 216ZM133 214H136V215H133ZM258 214H260V215L258 216ZM254 215H257L256 219H253L251 217ZM105 216L107 218H105ZM96 217H94V218H96ZM110 218H111V220H110ZM124 218H125V220H124ZM107 219H109L110 221L108 222ZM21 220H23V225H20ZM250 220L253 222H251ZM103 221H105V222H103ZM147 221H149V222H147ZM228 222H230V223H228ZM247 222H248V224H247ZM197 224H198V226H197ZM99 225L102 227V229ZM139 225H140V227H138ZM142 225H144V226H142ZM256 225H258L260 227H258ZM20 226L22 227L21 229H20ZM117 227H118V229H117ZM132 227L134 228V230ZM127 228H128V231H127ZM139 228L141 231H139ZM144 228H145V230H144ZM214 229H216V230H214ZM59 230H61V231L59 232ZM132 230H133V233H132ZM107 231H108V233H107ZM222 231L227 236L226 240H224L225 239L223 237L224 235L223 236L221 235V233H223ZM139 232L142 235L139 234ZM229 233H230V235L228 236ZM15 235L19 236V237H16ZM205 235H206V237H204ZM132 236L134 237L133 238L134 240L131 239ZM135 237H137V240ZM106 238H107V240H106ZM262 238H263V240H262ZM104 240H106V241H104ZM199 240H200V242H199ZM213 240L215 243L213 242ZM89 241H90V243H89ZM137 241H138V245L135 244ZM139 241H140V243L142 242V244H143V245H141L142 248L140 247ZM107 243L109 245H106ZM203 243H205V244H203ZM88 244H89V246H88ZM198 244H200V245H198ZM79 245H81V246L84 245V246L82 248L81 246L79 247ZM208 245H209V247H207ZM74 246H75V248H74ZM118 246H120V247H118ZM131 246H133V247H131ZM103 247H104V249H103ZM114 247L116 250L114 249ZM126 247H128V248H126ZM130 247H131V249H129ZM212 247H214V248H212ZM77 248H79V249H77ZM75 250H77V251H75ZM108 250H110V251H108ZM123 250H125V251H123ZM128 250L130 251L129 253H128ZM134 250H135L136 254L134 253ZM204 250H205V252H204ZM142 251L144 254H139V253H142ZM202 251H203V253H202ZM77 252L79 253V255ZM83 252H85V250ZM109 252H110V254H109ZM137 252H139V253H137ZM162 252L163 253L165 252L166 254L164 253V255H163ZM34 253H35V251H33V254ZM132 254L134 256V259L130 258V257H132ZM159 254H162L166 260L163 259L164 257L162 255H159ZM140 255H142V256L140 257ZM153 255H154V257H153ZM183 256H184V258H183ZM125 257H126V259H125ZM174 257L176 260L174 259ZM179 259H180V261H179ZM92 260L93 259H88L86 264H93ZM120 260H121V262L122 261L126 262V260H127V263H123V262L120 263ZM152 260L154 261V263ZM203 261L207 262V263H204Z\"/></svg>",
	"mask_w": 264,
	"mask_h": 264
}]
</instances>
